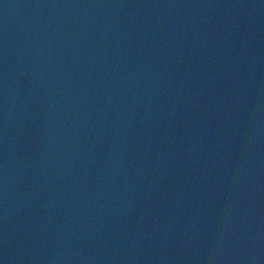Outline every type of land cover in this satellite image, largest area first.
Listing matches in <instances>:
<instances>
[{
	"label": "water",
	"instance_id": "water-1",
	"mask_svg": "<svg viewBox=\"0 0 264 264\" xmlns=\"http://www.w3.org/2000/svg\"><path fill=\"white\" fill-rule=\"evenodd\" d=\"M0 264H264V0H0Z\"/></svg>",
	"mask_w": 264,
	"mask_h": 264
}]
</instances>
